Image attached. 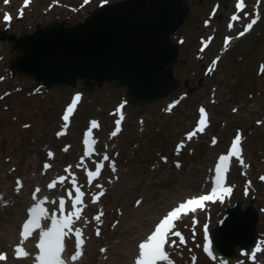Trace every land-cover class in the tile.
Masks as SVG:
<instances>
[{"label": "rangeland", "instance_id": "obj_1", "mask_svg": "<svg viewBox=\"0 0 264 264\" xmlns=\"http://www.w3.org/2000/svg\"><path fill=\"white\" fill-rule=\"evenodd\" d=\"M115 1L30 0L25 6V0H9L7 4L0 0V31L19 36L32 32L37 24L54 20L73 25L100 4ZM186 1L189 13L172 36L180 51L173 65L174 75L187 83L166 98L142 107L132 108L124 98V88L109 87L108 83L87 92L81 89L80 81L75 87L46 89L27 75L12 76L9 61L16 51L10 50L7 39H0V253L7 256L0 264H35L40 229L24 241L29 256L15 255L27 210L35 203L33 193L39 188L37 200L48 198L44 207L49 214L64 197L67 214L72 210L67 192L73 190V174L85 195L81 218L65 236L62 258L66 264H118L120 254L132 252L130 259L137 256L138 243L160 215L184 198L211 189L210 169L215 168L219 156L237 135L241 138V157H230L225 182L234 193L207 202L203 210L178 221L174 230L182 233L185 242L179 244V239L173 238L179 247H168L167 251L173 264H264V251L253 261L249 258L252 251L246 255L238 251L239 247L238 255L230 259L222 257L215 247L217 258L212 259L203 249V225L212 228L234 201H242L245 206L252 194H256L259 211L256 242L262 241L264 248V181L260 180L264 174V0ZM238 2L243 3L242 9L237 8ZM5 13L11 14V21L3 19ZM233 15L239 19L232 20ZM257 16L258 23L238 37ZM227 36H234L230 45L223 44ZM199 79L201 84L197 86ZM194 86L196 89L189 92ZM77 94L81 99L65 122L62 117ZM201 107L207 113L206 127L189 140L187 134L197 129ZM92 120L99 124L98 129H92L94 155L77 167ZM117 120L120 131L113 137ZM105 153L110 161L89 183L86 172L94 171ZM45 164L51 167L46 169ZM60 176L67 177L63 185L57 183L49 189L48 185ZM17 180L21 182L19 191ZM97 184L102 185L104 194L93 203V197L101 191ZM6 198L11 202L5 203ZM98 215L99 221L94 219ZM41 224L46 227L50 221L42 220ZM76 228L82 229L84 244L82 255L72 261L70 257L77 251V237L73 235ZM130 259L125 264H133Z\"/></svg>", "mask_w": 264, "mask_h": 264}, {"label": "water", "instance_id": "obj_2", "mask_svg": "<svg viewBox=\"0 0 264 264\" xmlns=\"http://www.w3.org/2000/svg\"><path fill=\"white\" fill-rule=\"evenodd\" d=\"M189 9L186 0H117L99 5L73 25L54 20L19 36L2 30L0 39L16 51L9 61L13 76L27 75L46 89L75 87L80 81L81 89L92 92L108 83L124 88L132 108L142 107L187 83L174 75L179 47L172 35L185 23ZM255 201L256 194L245 206L234 201L210 229L220 254L236 257V247L244 253L255 246Z\"/></svg>", "mask_w": 264, "mask_h": 264}, {"label": "snow or ice", "instance_id": "obj_3", "mask_svg": "<svg viewBox=\"0 0 264 264\" xmlns=\"http://www.w3.org/2000/svg\"><path fill=\"white\" fill-rule=\"evenodd\" d=\"M29 2L30 0H25V6H27ZM5 3H9V0H5ZM236 6L237 8L242 9L244 5L242 2H238ZM22 14L23 11L21 10V15ZM258 18L259 17L257 16V18L252 19L251 22L246 25L245 30L243 32H240L239 35L243 36L245 32L251 30L257 23ZM3 19L5 21H11L12 16L9 13H5ZM237 19H239V17L233 15L232 20L235 21ZM229 40L230 38H226V43L229 42ZM215 63L216 61H213V67L215 66ZM209 70L211 71L212 69ZM80 99V95L77 94L74 97L72 103L67 107L65 114L62 117L65 122L69 121L76 108L77 102L80 101ZM121 107H123V105H121ZM233 111H235V109ZM199 112L201 115L198 121V128L193 132L187 134L186 138L189 140L196 134V131L203 132L206 127L207 113L203 107L199 109ZM120 119L122 120L123 116H121ZM116 125V130L111 133V136L113 137L116 136L120 131V120L116 121ZM65 127H67V123L65 124ZM98 128V122L96 120H92L90 122V128L85 134L86 138L84 140V144L86 145V149L84 155L81 157L80 164H78L77 167L83 166L85 159L91 158L94 155V144L96 143V141L92 139V129ZM62 134L63 133H58L57 135L59 136ZM240 139V136L237 135L231 145L229 153L226 155H220L215 168L210 169V172H212L213 175L210 178L212 187L209 191L200 195L190 196L186 200L178 203L175 207L166 210L165 214L158 219V222L154 225V228L147 235L146 239L138 243V255L135 258L134 264H173V260L170 258L169 252L165 250V245H168L169 248L179 247L176 239L173 238H178L179 244H183L185 242V237L182 235V233L178 230H174L176 228V222H178L183 215L195 213L198 209L203 210L206 202L223 200L226 194L231 193L232 189L230 187H226L224 184L225 172L227 170V165L230 157H241ZM213 143H216L215 139H213ZM181 146L182 145H178V147ZM105 147H107V145H105ZM65 151H67V148H65ZM95 154L99 155L98 153ZM48 155L49 157H51L53 154L49 152ZM106 161H110V157L107 153H105L102 159L96 163L94 171L86 172L87 177L89 178V183L100 176L101 170L105 167ZM240 163H244L242 158L240 159ZM177 166L179 167V165ZM50 167L51 165L45 164L46 169ZM111 167L112 171L115 172L116 169L114 162H111ZM70 168L71 166L65 169V171L68 172ZM66 179L67 177L60 176L57 178V180L52 181V183L48 185V188H55L57 183L63 185ZM260 179L264 180V176H261ZM70 182L72 184V189L74 190L75 195L73 196V190H69L67 192L68 201H70V207L72 209L71 211H68L67 214H65L66 200L64 197L59 198L58 208H56L51 214H49L48 209L44 207L48 198L45 196L43 199L37 200L36 194L40 192V189L37 188L35 190V192L33 193V200L35 201V203H33V205L27 210L28 218L21 226L20 244L15 248V255L17 258H24L29 256V252L26 251L23 247L24 241L32 236L33 232L36 229H40L39 242L36 245V247L39 249V252L35 257V264H66L65 259L62 258V253H64L65 251L64 238L66 235L73 231L72 226L77 220H80L81 218V212L84 207L83 198L85 195V193L81 191V187L77 186V181L74 174L72 175ZM17 184V191H19L21 182L17 180ZM96 187L100 188L101 191L98 195H95L93 197V203H95L99 199V197L104 194L102 185L97 184ZM0 202H3L2 198H0ZM51 203L53 205H56L57 201L53 200ZM136 203L139 206L141 204V201L138 200ZM57 212H59V216L57 215ZM94 219L99 221L100 216L98 215L94 217ZM42 220H49L50 225L43 227L41 224ZM86 222L87 221H85V223ZM113 226L115 227V225ZM99 234V230H97V235ZM75 235L77 237V251L70 257L72 261L79 259V257L82 255L81 248L84 244V239L82 238V229L76 228ZM101 251L103 252L105 250L101 249ZM261 251H264V248H262L260 244H257L249 255V258L255 261L256 254ZM245 254L247 255V253ZM6 259V254L0 253V261H4Z\"/></svg>", "mask_w": 264, "mask_h": 264}, {"label": "bare ground", "instance_id": "obj_4", "mask_svg": "<svg viewBox=\"0 0 264 264\" xmlns=\"http://www.w3.org/2000/svg\"><path fill=\"white\" fill-rule=\"evenodd\" d=\"M11 202V200L9 199V198H6V202L5 203H10ZM26 201H24V202H22V203H25ZM22 203H19L18 204V208L19 209H21V207H22ZM28 214V213H27ZM185 217V216H184ZM6 247L8 248V246L6 245ZM208 247L210 248V249H212L213 250V248H212V246L208 243ZM219 254H220V252H218ZM131 254H132V252H131ZM131 254L130 253H127V254H120L119 255V257L120 258H118V260H117V262H118V264H125V261H126V263H127V261L130 259L129 257L131 256ZM13 257H15V256H13ZM135 257L136 256H133V257H131V259H130V261L131 262H134V259H135ZM215 258H216V256H215ZM226 260H228V259H226Z\"/></svg>", "mask_w": 264, "mask_h": 264}]
</instances>
